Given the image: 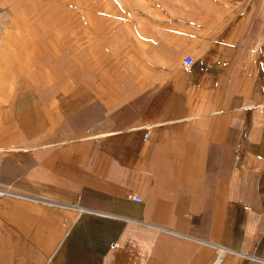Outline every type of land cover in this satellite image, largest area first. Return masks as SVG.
I'll return each mask as SVG.
<instances>
[{"label": "crops", "instance_id": "0c3cea01", "mask_svg": "<svg viewBox=\"0 0 264 264\" xmlns=\"http://www.w3.org/2000/svg\"><path fill=\"white\" fill-rule=\"evenodd\" d=\"M55 6L0 55V264H264V0Z\"/></svg>", "mask_w": 264, "mask_h": 264}, {"label": "rangeland", "instance_id": "374dc122", "mask_svg": "<svg viewBox=\"0 0 264 264\" xmlns=\"http://www.w3.org/2000/svg\"><path fill=\"white\" fill-rule=\"evenodd\" d=\"M54 1L0 0V55L5 38L41 36L45 26L50 29L58 18Z\"/></svg>", "mask_w": 264, "mask_h": 264}, {"label": "built area", "instance_id": "2783aa9c", "mask_svg": "<svg viewBox=\"0 0 264 264\" xmlns=\"http://www.w3.org/2000/svg\"><path fill=\"white\" fill-rule=\"evenodd\" d=\"M191 62H192V56H187L183 59V63L186 65H191ZM2 191L3 190H0V192H2ZM129 195H130V197H137L138 199L140 198L138 196H135V194H132V193ZM225 253H226V249L222 246H219L217 248V251H216L215 255L213 256L212 260L207 264H221Z\"/></svg>", "mask_w": 264, "mask_h": 264}]
</instances>
